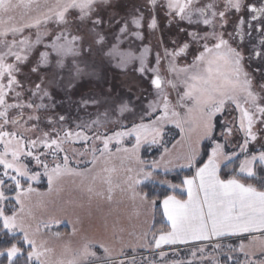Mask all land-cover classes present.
I'll return each instance as SVG.
<instances>
[{
    "label": "snow or ice",
    "instance_id": "obj_1",
    "mask_svg": "<svg viewBox=\"0 0 264 264\" xmlns=\"http://www.w3.org/2000/svg\"><path fill=\"white\" fill-rule=\"evenodd\" d=\"M148 4L153 12L158 8L165 11L169 26L184 22L196 25L199 30L181 28L180 31L185 32L190 41H185L178 50L164 46L161 37L159 44L163 54L160 51L153 53L152 46L144 44L138 57L129 52L126 59L122 58V63L138 61L137 70L141 76L152 73L150 82L158 94L163 92L165 83L172 89L182 84L183 93L179 95L181 111L171 108L168 96L163 95L161 103L153 101L142 110L140 123H133L130 128L122 126L124 130L112 131L110 135L108 131H99L104 123L109 122L106 111L103 120L98 118L90 125H77L75 133L66 129L61 135L53 129L43 132L42 137L30 138L17 126L27 131L37 129L42 121L49 126L57 119L64 123V115L56 118L50 114V110L57 107V96L62 92L64 97H70L81 86L80 81L84 77L91 79L97 76V61L92 57L94 51L97 55L103 51L106 41L103 26L107 24L111 28L113 24H119V34L114 37L117 41L133 35L143 44L147 38L143 31L144 14L139 12L130 21L121 22L115 16L105 20L102 12L112 7V0H0V234L15 241L0 248V257L5 258L7 264H19L20 257L24 258L23 264H125L123 259L116 261L112 258L105 243L87 239L80 248L71 251L70 258H65L70 251L65 249L64 255L52 260L49 258L52 249L44 243H37L39 226L32 231V225L25 216V201L35 191L32 184L38 182L42 175L47 177L49 188L65 175L90 179L93 184L99 179L108 185L106 199L111 201V178L93 173L99 158L111 154L113 141L117 145L116 152L129 154V158H134L140 165L136 177H128L127 187L133 191V198L138 195L143 202L157 206V199L149 200L147 192H135V187L142 185H166L174 193L166 195L161 202L163 215L170 227L168 231L159 230L158 235L151 232L155 249H161L163 245L212 241L213 238L245 233L264 236V188L244 182L255 179L257 169L264 172V143H261L260 150H249L252 142L264 140V82L259 84L257 91L253 75L246 68V63L251 67L253 61L264 65V3L257 6L245 0H148ZM17 12L19 18L15 15ZM50 23L55 24L59 31H49ZM72 27L77 34L70 31ZM146 27L149 33L158 29L155 15L151 16ZM33 30L34 38L32 34H25ZM45 36L50 37L48 43L44 42ZM191 43L200 44L202 50L198 49L191 63L178 67L176 58L186 54ZM42 44L49 51L39 52V58L34 61L29 53ZM52 52L54 57L50 56ZM163 61H167L165 70L172 77L166 81L161 75ZM25 68L29 78L32 74L36 76L35 81L29 79L31 86L27 89L18 78L24 75ZM254 71L260 73L264 81V68L257 67ZM112 92L110 89L104 95L110 98ZM80 103L87 107L89 103L99 104L100 101L89 96L82 97ZM26 109L29 111L25 119ZM134 110L132 97L127 100L117 98L111 106L112 115L118 117ZM157 111L159 115H155ZM145 117L150 118L148 123L143 122ZM166 123L175 124L187 136L189 143L186 151L165 161L169 149L162 143V128ZM85 128H90L91 134ZM234 129L243 133L242 143L234 145V150L229 152L226 149L233 143L229 138L234 135ZM192 133H195V140H192ZM73 137L83 146V150L73 152V157H78L75 167L71 166L73 161L63 147ZM126 137L135 139L131 148L122 146ZM204 141L208 142L203 145L206 160L200 158ZM158 143L163 147L160 161L153 160L148 164L140 159L139 151L143 145ZM237 148L238 151L235 150ZM60 153L64 155L57 162ZM88 154H91V160L85 158ZM241 154L243 159H240L238 168L222 177V166L228 167ZM25 157L34 160L37 168H30L31 161L25 163ZM49 157L53 160L51 167L47 162ZM161 161H164L165 175L171 170L169 165L195 167V175L185 177L181 184L157 180ZM178 189H186V200L177 197L175 192ZM87 191L90 199L105 197L103 191H95L91 186ZM8 206H11L10 214L6 210ZM45 228L50 226L45 224ZM17 233L20 234L19 239ZM53 235L59 237L60 233ZM147 235L144 233L141 239ZM214 247L219 249L221 245L217 243ZM204 251V247H199L191 255L203 260ZM239 251L246 257L245 264H264V249L259 256L255 253L250 256L241 242ZM166 256V252L160 251L157 264H166ZM226 259H231V256ZM171 264H193V261L177 260Z\"/></svg>",
    "mask_w": 264,
    "mask_h": 264
},
{
    "label": "rangeland",
    "instance_id": "obj_2",
    "mask_svg": "<svg viewBox=\"0 0 264 264\" xmlns=\"http://www.w3.org/2000/svg\"><path fill=\"white\" fill-rule=\"evenodd\" d=\"M50 2H54V0H50ZM202 2H205V0H202ZM139 12H143L144 14L145 27L143 31L147 37L143 44L133 35H128L120 41H117L114 37L119 34V27L121 25L113 24L109 28L105 24L103 27L106 33V41L103 51L99 55L94 51L92 57L93 60L97 61V67L95 69L97 76L91 79L84 77L80 81L81 86L70 97H64L61 92L57 96V109L50 110V114L56 118L64 115L66 121L61 124L57 119L51 126L47 125L46 121H42L37 129H29L27 131H25L24 127L17 126L26 137H42L43 132H51L53 129L59 131L61 135H63L66 129H71L75 133L78 131L77 125H90L91 121L98 118L103 120V114L106 111L109 113V122L104 123L99 128V131H108L110 135L112 131L124 130L122 126L130 128L133 123H140V117L143 114L142 110L147 109L149 103L153 101L161 103L163 95L168 96L171 108H175L176 111H181L179 107V95L183 93L182 84H178L177 89H172L165 83L163 92L158 94L150 82V77L153 74L148 73L141 76L137 70L139 67L138 61H128L125 64L122 63V58L126 59L129 52L134 53L138 57L143 50L144 44H150L153 53L160 51L163 54V48L159 44V38L161 37H163L164 46L169 49L178 50V47L185 41H190V37L185 32H181L180 29L185 28L188 31L199 29H197L196 25L190 26L184 22L180 24L172 23L169 26V18L165 15V11L158 8L153 12L148 4V0H112V7L106 8L102 12V15L105 20L110 16H115L117 20L123 22L124 20L130 21ZM15 15L19 18L18 12ZM152 15L156 16L159 27L155 32L149 33L146 25ZM48 30L59 31L53 23L48 25ZM228 30H232L231 26H229ZM70 31L73 34H77L74 27ZM25 34H32L34 38V30L32 33L26 32ZM43 39L45 43H48L50 37L45 36ZM173 40L176 41L175 44L172 43ZM113 45L116 46L115 50L113 49ZM198 49H201L200 44L191 43L186 56L180 55L176 58L175 62L177 66L183 67L191 63L193 56L198 54ZM43 51H49V49H46L42 44L36 50L29 53V55L35 61L39 58V52ZM50 56L54 57L55 53H50ZM149 59L152 60V57ZM162 64L161 75L165 78V81L171 79V75L165 70L167 68V61H163ZM248 71L252 73L254 87L259 91V84L264 82L261 79V75L254 76V72ZM18 78L23 81L25 89L31 86L29 79L32 81L36 80L35 74H32L30 78L28 77L27 68L24 69V75ZM110 89L113 92L109 98L104 93ZM24 95L27 96V93L25 92ZM89 96L99 100L100 103H89L87 107L83 106L80 103L81 98H88ZM136 96H139L140 99H135ZM129 97L133 99L134 112L125 113L122 117L112 115L111 106L113 101L117 98L127 100ZM28 111L27 109L25 110V119L27 118ZM159 114L160 112L157 111L155 115ZM234 115H238V113H234ZM149 119V117H145L143 122L148 123ZM167 127H174L180 132V129L173 123L164 124L162 131L164 132V129ZM185 127L187 129V125ZM84 130L91 134L90 128H85ZM182 135H184V139H182ZM191 135L192 140H195V133ZM242 137L243 133L235 131L234 129V135L229 138L233 143L226 150L233 151L234 145L242 143ZM96 143L99 144V141ZM134 143V137H126L123 140L122 146L131 148ZM188 143L187 136L180 132V140L169 149V153L165 155V161L186 151ZM261 143H264V140L258 139V141L252 142L249 145V150H260ZM156 145H159V143ZM146 146L154 145H143L139 151V156L142 148ZM63 147L70 160L73 161L71 166L75 167V160L78 157H73V152L83 150L82 143L75 142V137H73ZM116 147L117 145L113 141L110 144L111 154L99 158V162L93 173L100 177L111 178L113 187V198L111 201L106 199L108 185L102 183L99 179L93 184L90 179L83 180L81 177L65 175L59 180L54 181L51 188H49L46 176L42 175L38 182H33V188L35 185L46 183V190L41 191L34 188L35 191L25 201V216L28 223L32 225V231H35L37 226H39L40 231L36 233V240L38 244L44 243L52 249V252L49 254L50 259L56 260L60 258L65 254V249L70 250L65 258H70L71 251L80 248L86 239L105 243L111 251L112 258L116 261L123 259L125 264H157L160 251L167 253L166 264H171V262L177 260L185 262L192 260L193 264H213V262L215 264H245L246 257L244 253L239 251L241 242L245 245V252L249 253L250 256L253 253H255V256L260 255L261 249H264V236L260 233L246 234L243 237L229 238L227 240L206 241L204 243L191 244V246L184 248L154 249L152 245H149L150 247L148 246V249L138 251L131 249L134 247L132 245L121 246L128 243L129 240H133L137 236V230H142L145 225H149L152 216L154 217V209L149 204L146 207L144 205L146 209H141L140 206L145 204V202L138 195L133 198V191L127 187L129 183L128 177L135 178L140 165L137 164L134 158L130 159L129 154L116 152ZM235 150L238 151V148ZM63 155L64 153L59 154L57 162L62 159ZM85 158L91 160V154H88ZM23 159L25 163L31 161L29 163L30 168H37L35 161L31 158L25 157ZM47 162L51 167L53 164L52 158L49 157ZM163 163L164 161H161L160 173H164ZM129 168L132 169L131 172L128 171ZM169 168L171 170L168 173L189 169L188 167L180 168L172 165H169ZM104 169H108V171H104ZM40 171L42 172L43 169H40ZM90 186L95 191H103L105 197H92L90 199V193L87 191V188ZM137 187H135V192L139 193ZM178 190L179 193H183L181 191L182 189ZM45 224L49 225L50 228H45ZM55 229H64L65 232L60 233V236L56 237L53 235V233L58 232ZM17 236H20V234L17 233ZM253 236L256 239H253ZM217 243L221 245L219 249L214 247ZM127 247L131 248L129 249ZM199 247H204L205 249L203 260L199 256L194 258L191 255V252ZM229 256H231V259H226ZM255 256L252 258H255Z\"/></svg>",
    "mask_w": 264,
    "mask_h": 264
},
{
    "label": "trees",
    "instance_id": "obj_3",
    "mask_svg": "<svg viewBox=\"0 0 264 264\" xmlns=\"http://www.w3.org/2000/svg\"><path fill=\"white\" fill-rule=\"evenodd\" d=\"M67 107V106H66ZM57 109V108H55ZM164 135H163V141L162 143L170 149L175 143L179 140L180 138V132L174 128V127H167L164 129ZM208 142L205 141L201 148V159L206 160L207 156L203 154V145L207 144ZM207 151L210 152V148L207 149ZM229 152L231 150L228 149ZM163 153V147L161 145H154V146H146L142 148L140 152V159L148 162V164L151 163L153 160H159L161 157V154ZM240 159H243V154L240 155L238 159H235L234 163L229 164L228 167H223L222 166V171H221V176L222 177H227L232 173L233 168H238ZM258 175L255 179H249L245 180V183H252L254 186L258 188H264V172L260 171L257 169ZM195 175V167L189 168L187 170H179L175 172L168 173L165 175L164 173H160L156 176L157 180H168L173 184H181L183 179L185 177H192ZM27 187V185H25ZM34 188H37L41 191L46 190V183L45 184H39L35 185ZM139 193L141 192H147L149 195V200L155 198L157 199V206L154 208V217H153V226L151 232H156L157 235L159 234V230L163 229L164 231H168L169 227L167 223L164 220L163 216V211H162V206L161 202L163 198L166 195H171L174 194L172 189L170 187L166 186H160V185H142L138 187ZM175 194L177 195L178 198L186 200V195L184 193H179V191L176 190ZM9 214L11 210V206H8L6 209ZM55 231H58L59 233H64V229H55ZM17 239H19V236H17ZM15 242L12 240L10 236L0 234V248H4L7 246H10L9 242ZM149 243L150 245L154 244V241L152 240V235H149ZM23 257L19 258V264H23ZM0 264H7L6 259L3 257H0Z\"/></svg>",
    "mask_w": 264,
    "mask_h": 264
},
{
    "label": "crops",
    "instance_id": "obj_4",
    "mask_svg": "<svg viewBox=\"0 0 264 264\" xmlns=\"http://www.w3.org/2000/svg\"><path fill=\"white\" fill-rule=\"evenodd\" d=\"M179 140H180V138H179ZM178 140V141H179ZM177 141V142H178ZM176 142V143H177ZM175 143V144H176ZM139 187V186H138ZM138 187H137V191H138ZM177 191H179V190H177ZM185 195H186V197H187V191H186V189H182L181 190ZM139 192V191H138ZM187 199V198H186ZM144 205H145V207H146V205H148V203H145V204H142L141 206H140V208L141 209H146L145 207H144ZM150 205V204H149ZM151 206V205H150ZM161 206H162V204H161ZM153 209H154V207H152ZM162 211H163V208H162ZM164 216V215H163ZM164 220H165V222L167 223V225H168V227H170V225H169V222L167 221V218L164 216ZM152 221H153V216H152V218H151V220H150V222H149V225L147 226V225H145L144 226V228L142 229V230H137L138 232H137V236L132 240H129V242L128 243H126V244H124V245H121V246H134V247H130L131 249H134V250H138V251H144L145 249H148L150 246V244H149V234H150V232H151V227H152ZM144 233H148V235H147V237L145 238V239H141V237H142V235L144 234ZM247 233H245V234H242V235H240V236H224V237H220V238H213V240H227V239H229V238H235V237H243L244 235H246ZM258 234V233H257ZM204 242H206V241H204ZM204 242H192V243H190V244H184V245H163L162 246V248H184V247H187V246H191V244H198V243H204ZM142 245H147V247H142ZM149 246V247H148ZM153 247H154V244L152 245ZM124 248V247H123ZM127 248H129V247H127ZM129 248V249H130ZM161 248V249H162ZM155 249V248H154Z\"/></svg>",
    "mask_w": 264,
    "mask_h": 264
},
{
    "label": "flooded vegetation",
    "instance_id": "obj_5",
    "mask_svg": "<svg viewBox=\"0 0 264 264\" xmlns=\"http://www.w3.org/2000/svg\"><path fill=\"white\" fill-rule=\"evenodd\" d=\"M245 2H252V3H255L257 4V6H260L261 3H264V0H245ZM246 52H247V48H245ZM188 52V50H187ZM182 56H186V54H183ZM257 67H262L264 68V65H260L258 61H253L251 63V67H248L247 63H246V68L252 72H254V76L256 75H260V73L258 72H255L254 69L257 68Z\"/></svg>",
    "mask_w": 264,
    "mask_h": 264
},
{
    "label": "water",
    "instance_id": "obj_6",
    "mask_svg": "<svg viewBox=\"0 0 264 264\" xmlns=\"http://www.w3.org/2000/svg\"><path fill=\"white\" fill-rule=\"evenodd\" d=\"M154 88V86H152ZM155 89V88H154Z\"/></svg>",
    "mask_w": 264,
    "mask_h": 264
},
{
    "label": "built area",
    "instance_id": "obj_7",
    "mask_svg": "<svg viewBox=\"0 0 264 264\" xmlns=\"http://www.w3.org/2000/svg\"><path fill=\"white\" fill-rule=\"evenodd\" d=\"M212 244V243H211Z\"/></svg>",
    "mask_w": 264,
    "mask_h": 264
}]
</instances>
